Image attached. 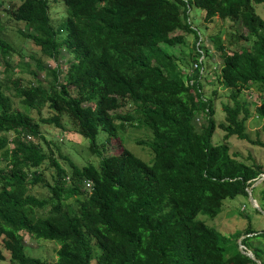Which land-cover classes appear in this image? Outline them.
<instances>
[{"label":"trees","instance_id":"1","mask_svg":"<svg viewBox=\"0 0 264 264\" xmlns=\"http://www.w3.org/2000/svg\"><path fill=\"white\" fill-rule=\"evenodd\" d=\"M51 1L58 0H7L8 8L0 10L23 24L19 34L42 58L73 54L53 69L38 61V70L52 77L45 85L35 77L28 83L13 78L17 52L2 38L0 14V56L10 75L0 79V151L9 163L0 171V238L10 264H50L26 255L24 235L56 242L55 264H256L239 250L241 235L226 237L198 217L213 219L224 200L247 198V189L264 175V166L237 159L228 144L236 137L264 148L246 133L250 112L239 100L242 90L254 88L261 99L256 114L264 120V20L254 6L264 0H62L65 16L58 30L50 19ZM192 7L203 11L206 23L216 17L233 22L247 43L228 51L216 42L218 82L231 90L232 102L223 105L218 144L212 141L218 126L213 99L203 93L202 62L197 59L198 68L187 72L168 50L184 42L177 31L199 42ZM199 50L206 52L201 44ZM127 106L132 112L118 113ZM44 108L50 117H41ZM63 115L99 156L100 135L109 141L126 124L147 128L153 160L148 164L127 149L101 158L98 167H79L63 157L67 173L40 146V126L61 129ZM45 162L56 172L53 185L37 172ZM84 181L92 182L90 190ZM38 183L49 198L28 193ZM241 244L264 264V230L248 227Z\"/></svg>","mask_w":264,"mask_h":264},{"label":"rangeland","instance_id":"2","mask_svg":"<svg viewBox=\"0 0 264 264\" xmlns=\"http://www.w3.org/2000/svg\"><path fill=\"white\" fill-rule=\"evenodd\" d=\"M13 1L19 3V0ZM0 2L4 4V7L8 5L7 0H0ZM254 6L256 13L264 20V4H255ZM1 9L2 7H0ZM0 14L2 16L1 24L3 27L2 38L17 52L11 59L13 72H9L13 78H19L23 83H28L34 80L35 77L45 85L46 82L51 81L52 77L47 71L42 72L38 70L40 66L38 61L48 63L47 66L53 69L58 65L64 66L65 61L73 58V54L70 52H64L65 58L59 59L58 61L42 58L34 44L19 34V30H23L24 28L23 24L16 23L11 17L5 15L3 11H0ZM203 14L201 9L192 7L190 20L199 32V37L201 38L199 44L206 49L205 54L202 57H198V42H195L193 35L184 34L181 31H177L174 34L184 37L183 44L168 50L179 59L180 66L186 69L187 72H191L197 66V59L198 61L199 58L202 60V68L206 77L201 79V84L205 97L213 99V118L218 127L215 130L212 141L214 144H218L222 142L224 136V132L219 128V125L225 122L223 105L231 104L232 102L230 100L231 90L224 88L218 82L217 72L221 65V58L219 50L216 48V42L217 39H220L219 41L221 43L224 42V46L228 51L239 50L241 47L246 46L247 43L239 37V34L243 32L241 30L237 32L238 26L233 22L216 17L211 23H206L203 20ZM64 16L62 0H58L57 3L51 1L50 19L56 30L61 26ZM64 35L62 33L60 37ZM215 68L216 70H214ZM9 74L5 71V66L0 56L1 81H5L4 79L10 77ZM239 100L248 107L250 112V118L246 122V133L250 139L264 142V120L258 118L256 114V108L261 104L260 97L254 88L246 87L240 93ZM13 101H15V107H18V100L15 99ZM130 112H132L131 106H127L118 111L122 115ZM32 116L34 119L39 117L36 112H33ZM50 116L51 113L46 108L41 111V117L46 118ZM60 119L63 127L61 129L53 125L40 126V131L44 137V141L41 142L40 146L42 151L47 155H52L66 169L67 173L69 172V168L67 162L63 160V157H66L79 167L87 164H93L98 167L101 158L109 155H118L122 149H127L148 164L153 160V154L148 147L152 139V134L143 126H130V124H126L124 130L118 135V138L109 141H105V136L100 135V142L103 141L104 144L103 146L100 145L101 156H99L89 150L88 141L76 133L75 126L66 115L61 116ZM202 123H204V120L200 118L198 124L201 125ZM8 136L9 138L11 137L10 135ZM228 144L230 153L236 156L237 159L248 164L257 163L264 166V148L239 140L236 137H231L228 140ZM8 164V161L3 157V151H0V171L6 172L9 166ZM37 172H40L41 178L45 183L50 185L54 184L56 172L47 162ZM254 189V196H252L260 207L264 183H259ZM28 193L39 199H47L50 197L49 190L42 183L31 187ZM69 203H72V201L70 200ZM48 209L46 208L44 211H40L39 215H45ZM198 219L226 237L239 234L241 235L240 238H244L245 230L248 227L255 232L264 230V215L251 206L248 197L245 198L243 196L224 200L221 212L217 217L210 219L206 216H199ZM23 237L26 255L40 258L50 264L56 263L57 250L59 248L56 242L36 239L28 235H24ZM257 244L258 242L252 243L253 246ZM0 250L4 255V260L0 261V264H10L9 253L3 248V237L0 238ZM95 263V261H92L91 264Z\"/></svg>","mask_w":264,"mask_h":264},{"label":"water","instance_id":"3","mask_svg":"<svg viewBox=\"0 0 264 264\" xmlns=\"http://www.w3.org/2000/svg\"><path fill=\"white\" fill-rule=\"evenodd\" d=\"M264 180V175H262L259 179H257L250 188L247 189V197L249 199V202L251 204V206L253 208H255L256 210H258L259 212H261L264 215V210H262L256 203V200L253 198L252 196V191L255 188L256 185H258L259 183H261ZM243 238H240L238 241V247L239 250L246 255L247 257H249L250 259H252L256 264H261L250 251H247L241 244Z\"/></svg>","mask_w":264,"mask_h":264},{"label":"built area","instance_id":"4","mask_svg":"<svg viewBox=\"0 0 264 264\" xmlns=\"http://www.w3.org/2000/svg\"><path fill=\"white\" fill-rule=\"evenodd\" d=\"M2 3L0 2V7H2V8H4V6L3 5H1ZM7 8H8V5L6 6ZM200 40H201V38L199 39V42H198V47H197V51L198 52H201V50H199V43H200ZM198 54V53H197ZM203 56V53L201 52V56L200 57H202ZM202 60H200V58H199V63L201 62ZM197 64V66H195V68H198V63H196ZM194 68V69H195ZM201 73H202V70H201ZM84 186H85V189H87V190H90L91 189V187L93 186V184H92V182H90V181H84Z\"/></svg>","mask_w":264,"mask_h":264}]
</instances>
